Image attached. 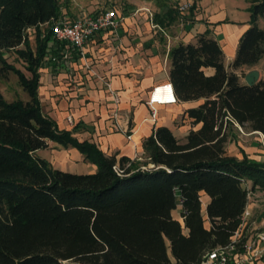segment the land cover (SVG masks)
<instances>
[{
	"label": "trees",
	"instance_id": "16d2710c",
	"mask_svg": "<svg viewBox=\"0 0 264 264\" xmlns=\"http://www.w3.org/2000/svg\"><path fill=\"white\" fill-rule=\"evenodd\" d=\"M247 1L252 25L229 69L209 30L194 44L171 48L169 83L177 101L202 100L182 115L199 127L184 143L169 128H156L138 164L106 156L95 143L74 137L80 125L60 130L42 111L39 69L50 52L52 22L62 13L59 0H0V74L13 73L28 96L7 102L0 93V264H201L208 251L231 242L250 192H264V162L226 152L235 126L264 136V79L248 86L244 73H235L264 55V29L256 24L264 0ZM10 51L29 77L6 61ZM209 68L213 74L206 75ZM50 142L76 149L96 171L54 168L37 156ZM202 194L210 198L208 227ZM178 205L182 222L171 214ZM245 243L241 236L236 251Z\"/></svg>",
	"mask_w": 264,
	"mask_h": 264
},
{
	"label": "crops",
	"instance_id": "0c3cea01",
	"mask_svg": "<svg viewBox=\"0 0 264 264\" xmlns=\"http://www.w3.org/2000/svg\"><path fill=\"white\" fill-rule=\"evenodd\" d=\"M176 1L178 4L189 2L191 8L179 12V16L170 6ZM112 7L98 11L115 10L119 19L117 27L95 35L85 47V59L67 49L69 56L61 55L57 64L50 63L46 67V60L43 61L39 69L38 97L43 113L53 119L60 130L70 131L80 125L74 133L79 141L95 143L106 156L116 154V158L127 156L139 162L145 159L143 142L156 128H169L176 139L184 143L189 131L199 127L192 128L190 120L182 119V115L202 100L159 105L155 118L151 117L147 104L151 90L170 84L168 54L171 48L179 43L194 44L198 34L209 30L220 44L224 65L229 69L239 39L250 27V13L247 8L244 15L233 10L228 17L222 0H130L128 5ZM59 17L69 16L61 13ZM258 22L259 19L256 24ZM48 50L52 56L65 52L63 45L56 44ZM254 69L259 71V80L262 79L264 70L258 65L243 67L235 73L246 74ZM204 73L211 75L213 70L204 69ZM241 82L245 83L244 75ZM235 127L236 138L227 143V154L238 159L244 154L249 159L264 162L263 134L244 133L240 127ZM44 150L50 152L44 159L56 169L75 174L96 171V166L74 148L50 142ZM259 196L264 197V192L251 191L248 197L249 217L242 236L253 246L250 252L236 251L235 258L243 259L241 264H264V206L256 200ZM209 201L210 198L202 194L206 227L209 226L206 217ZM171 214L182 222L181 205Z\"/></svg>",
	"mask_w": 264,
	"mask_h": 264
},
{
	"label": "built area",
	"instance_id": "2783aa9c",
	"mask_svg": "<svg viewBox=\"0 0 264 264\" xmlns=\"http://www.w3.org/2000/svg\"><path fill=\"white\" fill-rule=\"evenodd\" d=\"M191 8V4H183L178 9L179 12H186ZM119 19L115 10H102L92 14L80 13L77 17L69 19L67 17H58L53 20V36L48 43V49L55 44L64 46L63 53H57L55 56H50V60L57 64L59 57L64 58L69 56L68 50L75 52L80 58L85 59V47L95 35L104 31L113 30L117 27ZM28 29L27 31H29ZM68 49V50H67ZM56 50V48H55ZM47 60L45 57L44 61ZM87 66V65H86ZM177 99L174 95L171 84H164L154 87L148 98V106L151 112V117L155 118L157 114V106L176 103ZM71 122V119L68 118ZM128 139L131 136H127ZM115 170L117 171L116 167ZM249 217V212L245 209L241 218L240 229L232 237L231 242L224 247H217L208 251L202 258L201 264H241L242 258H235L236 244L242 236V228ZM263 236V235H261ZM252 244L247 242L244 244V250L250 252ZM257 255V252L254 253Z\"/></svg>",
	"mask_w": 264,
	"mask_h": 264
},
{
	"label": "rangeland",
	"instance_id": "374dc122",
	"mask_svg": "<svg viewBox=\"0 0 264 264\" xmlns=\"http://www.w3.org/2000/svg\"><path fill=\"white\" fill-rule=\"evenodd\" d=\"M115 0H59L61 3V11L63 16H69V19H73V17L80 13H86V14H92L98 11L99 9H106V8H113L112 6H119V4H125L128 5L130 0H116L117 2L114 3ZM163 1V0H160ZM208 1V0H207ZM180 2V1H179ZM183 4H191L189 2H180L178 4V1L175 3H172L170 6H173L176 12L179 14V7ZM222 4L225 7V12L228 17L232 16L233 10L239 11L240 15H244L246 12V8H249V4L247 0H222ZM179 16H181L179 14ZM259 22L257 23V26L260 29H264V16L259 17ZM252 24H250L251 26ZM46 27L42 26L41 28L44 29ZM27 37L30 41L32 47H34V30L30 29L27 31ZM50 56L52 54L49 52L47 55V60L44 62L46 64V67L50 65V63H53L50 60ZM4 58L6 61L12 65H14L16 68L20 69L26 76L29 77V73L26 72L24 68V63L17 57V55L14 53V51H10L7 53H4ZM258 66L262 67L264 70V55L260 58V60L257 62ZM264 79V75L262 77ZM0 93L4 97V99L7 102H11L16 99H21L23 101L28 100V96L26 92L20 87V85L17 82V77L9 72L5 76L0 74ZM243 131V130H242ZM244 132V131H243ZM246 133V132H244ZM239 134V133H238ZM233 135L234 130H233ZM50 152H46L45 150L37 153V156L40 158H46L49 156ZM146 159L141 160L138 162V164H143ZM256 200H259L260 203L264 206V197L259 196L256 198Z\"/></svg>",
	"mask_w": 264,
	"mask_h": 264
},
{
	"label": "water",
	"instance_id": "95a60500",
	"mask_svg": "<svg viewBox=\"0 0 264 264\" xmlns=\"http://www.w3.org/2000/svg\"><path fill=\"white\" fill-rule=\"evenodd\" d=\"M259 80V71L257 70H251L244 74V81L245 84L248 86L255 85Z\"/></svg>",
	"mask_w": 264,
	"mask_h": 264
}]
</instances>
